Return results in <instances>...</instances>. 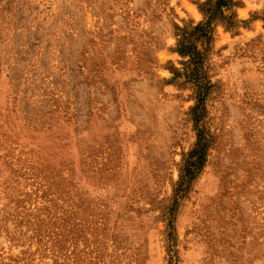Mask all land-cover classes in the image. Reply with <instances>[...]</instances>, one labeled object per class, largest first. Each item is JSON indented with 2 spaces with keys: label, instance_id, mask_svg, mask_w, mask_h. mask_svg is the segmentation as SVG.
Instances as JSON below:
<instances>
[{
  "label": "rangeland",
  "instance_id": "obj_1",
  "mask_svg": "<svg viewBox=\"0 0 264 264\" xmlns=\"http://www.w3.org/2000/svg\"><path fill=\"white\" fill-rule=\"evenodd\" d=\"M208 1L0 0V264H264V0L181 55Z\"/></svg>",
  "mask_w": 264,
  "mask_h": 264
},
{
  "label": "trees",
  "instance_id": "obj_2",
  "mask_svg": "<svg viewBox=\"0 0 264 264\" xmlns=\"http://www.w3.org/2000/svg\"><path fill=\"white\" fill-rule=\"evenodd\" d=\"M233 4V0H209L206 4L205 8H202V12L204 14V22L203 24L196 25L192 32L187 33V29H183L182 36L180 40L178 41V49L177 51L181 55H188L191 58L196 57L197 51L193 44H191L190 39H188L189 35H193L197 33V39L204 37L208 38L210 36V27L211 24L215 21H219L221 23L227 22L225 25H233V23H230L228 20L231 19L230 15L224 14V11L231 8V5ZM206 143L202 142V139H198V142L196 143L195 148L191 151V153H200L202 154V151L204 149V145ZM202 157L200 155L197 156L195 161H192L190 163V169L187 171V173L184 175V177L190 176L195 168L198 166L199 163L202 162ZM200 165V164H199ZM184 179V178H182Z\"/></svg>",
  "mask_w": 264,
  "mask_h": 264
}]
</instances>
